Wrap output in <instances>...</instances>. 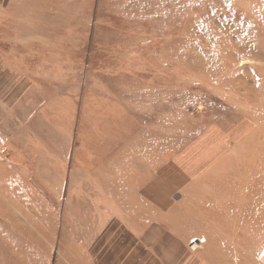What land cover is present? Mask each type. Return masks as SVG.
<instances>
[{
    "label": "rangeland",
    "instance_id": "1",
    "mask_svg": "<svg viewBox=\"0 0 264 264\" xmlns=\"http://www.w3.org/2000/svg\"><path fill=\"white\" fill-rule=\"evenodd\" d=\"M91 130L162 167L197 264H261L264 0H0V264H114L67 179Z\"/></svg>",
    "mask_w": 264,
    "mask_h": 264
},
{
    "label": "crops",
    "instance_id": "2",
    "mask_svg": "<svg viewBox=\"0 0 264 264\" xmlns=\"http://www.w3.org/2000/svg\"><path fill=\"white\" fill-rule=\"evenodd\" d=\"M65 109L68 112L67 106ZM72 135L73 129L70 126L63 139L65 146L62 149L65 154L60 159L55 157L59 160L55 166H59L62 172L68 165L66 155L72 145ZM94 137L91 130L88 134L83 133V138L76 142L75 151L78 155L76 161L69 164L74 168L75 180L71 179V172L67 174V179L68 182L84 184L83 188L74 191V197L88 198L90 195L94 199L104 197L109 201L106 207L93 206L91 211L83 210L81 214L90 219L86 223L90 225L89 230L99 232V246L106 247L109 244L112 247L108 246L109 253L115 255L114 264H197L199 255L193 247L168 226L166 213L173 203L170 201L169 205L166 201L168 198L165 199L162 167L158 170L154 166L149 177L146 160L141 158L139 152L132 154L133 144H119L117 147L113 142L112 149H109L107 139H103L106 146L98 147V150H102L97 153L93 144L99 145L100 136L97 142H94ZM113 139H116L115 136ZM140 145L136 146V151L141 149ZM198 160L193 161L196 163ZM183 177L174 176L170 179L174 197L186 182ZM86 183H92L95 187L89 192ZM195 245L201 248L199 242ZM258 262L264 264V245L258 253Z\"/></svg>",
    "mask_w": 264,
    "mask_h": 264
}]
</instances>
